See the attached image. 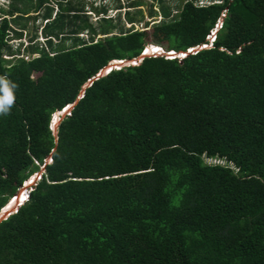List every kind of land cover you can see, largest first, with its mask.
<instances>
[{
	"label": "trees",
	"instance_id": "1",
	"mask_svg": "<svg viewBox=\"0 0 264 264\" xmlns=\"http://www.w3.org/2000/svg\"><path fill=\"white\" fill-rule=\"evenodd\" d=\"M19 1L0 7V75L19 85L0 116V209L44 171L0 220V264H264V0H158L142 29L119 13L94 27L75 0L52 18L49 0ZM43 6L44 46L7 60L12 14ZM149 43L210 45L98 76Z\"/></svg>",
	"mask_w": 264,
	"mask_h": 264
},
{
	"label": "rangeland",
	"instance_id": "2",
	"mask_svg": "<svg viewBox=\"0 0 264 264\" xmlns=\"http://www.w3.org/2000/svg\"><path fill=\"white\" fill-rule=\"evenodd\" d=\"M35 0H33L34 2ZM78 1V3L76 5H80L83 4L84 7V11L86 16H89V22L94 26V27H98V22L101 20L102 15L105 16H111L113 17L114 20H117V13H119L121 20L117 21L120 24L124 25L125 28H129V26H133L134 28H144V23L145 22H149L148 26L153 22V21H158L160 20V13L157 12L156 15H151L148 11H149V6L150 4H153V9H155L156 11H158L159 7H158V0H143V4L139 5V6H132V7H125V5H127L126 1H130V0H119V2H121L123 7H120V9L115 8V5L117 4V0H75ZM25 3H29V0H25ZM48 3L50 5L54 6L53 12L51 14V18L55 15V11L56 9V4L54 0H49ZM92 3V4H91ZM165 3L168 4L170 7H173V5L175 4L174 0H165ZM24 4V3H23ZM22 1L19 0H0V7H2L3 10L2 13H7L6 11L12 7V5H17L19 7L23 6ZM158 4V5H157ZM27 5V4H24ZM96 6L98 9H100V7H104L107 8V11L104 12V14H101V11H97V9H93L92 6ZM139 9L142 10V14H140V12L138 11ZM27 13H23V14H17V12H14L12 14V18L10 19L11 22V26L13 27V29H16L17 31H20V35L16 34L15 32H11L9 34V42L12 46V52H5L4 57L7 60H16L20 57L23 58H30L33 56H36V53H30L29 51H27V48L29 47V45H37V46H44V42H45V37H44V25L46 24V20L45 16H44V12H45V6H43L42 8H40L39 10L35 9V8H28L27 9ZM129 11V14L131 15L132 19L134 20V22H130L127 21L126 17H125V12ZM1 13V12H0ZM0 14L1 16H3L4 14ZM7 17H9L7 15ZM139 21V22H138ZM107 26V25H106ZM111 28V27H110ZM114 31H112V33H114ZM19 33V32H18ZM90 33L87 29L82 30V32H80V35L84 38H88L90 37ZM92 36L94 37V39H97L99 37H102L103 35L100 34H92ZM38 47V48H40ZM111 69V68H110ZM60 114H53V119L54 118H58ZM205 161H212L211 159L208 158H204ZM50 160V158L48 159V161ZM221 163H226L225 161H220ZM44 165L41 166V170L40 171H36L34 174L35 175V182L40 178V174H42V172L44 171ZM31 177V176H30ZM35 182L33 184H35ZM26 188V187H24Z\"/></svg>",
	"mask_w": 264,
	"mask_h": 264
},
{
	"label": "clouds",
	"instance_id": "3",
	"mask_svg": "<svg viewBox=\"0 0 264 264\" xmlns=\"http://www.w3.org/2000/svg\"><path fill=\"white\" fill-rule=\"evenodd\" d=\"M18 89V83L14 82L8 76L0 75V116L10 115L11 109L15 106L16 92L18 91ZM60 111H55L53 114H59ZM59 120L60 116L54 119L51 118L50 127L55 129ZM34 176L35 175H31V178H33ZM25 182H28V179L25 180Z\"/></svg>",
	"mask_w": 264,
	"mask_h": 264
},
{
	"label": "water",
	"instance_id": "4",
	"mask_svg": "<svg viewBox=\"0 0 264 264\" xmlns=\"http://www.w3.org/2000/svg\"><path fill=\"white\" fill-rule=\"evenodd\" d=\"M145 55L147 54H140L135 58L129 59V60H116L113 59L112 61H110L104 68L101 69V71L98 73L99 75H102L104 73H106L107 71L110 70V68H115L116 66H122V65H128L131 63H136L139 62ZM90 83V82H89ZM73 106V104H68L62 111L59 112V116L61 118V116H63L67 111H69V109ZM35 182V176L33 178H31L30 181H28L27 183H24L19 190L17 191V193L15 194L14 198H17V201L14 200V198L12 199L13 202L8 206V208H6L5 206H7L8 204H6L4 207H2L0 209V220L6 218L10 213L14 212L19 206L20 204L23 202L21 201L20 203V196L21 193L20 192L24 187L28 188L30 185H32Z\"/></svg>",
	"mask_w": 264,
	"mask_h": 264
},
{
	"label": "bare ground",
	"instance_id": "5",
	"mask_svg": "<svg viewBox=\"0 0 264 264\" xmlns=\"http://www.w3.org/2000/svg\"><path fill=\"white\" fill-rule=\"evenodd\" d=\"M220 26V23H218L217 25H216V27L215 28H213L212 30H211V32H210V34L208 35V38H209V40H210V42L211 41H213V39H214V37H215V32H216V30H217V28ZM210 45V43L209 44H206V45H201V46H196V47H193V48H189L186 52L185 51H180V52H176V51H165L161 46H158V45H155V44H152V43H149V44H147L146 45V47L144 48V50L142 51V53L143 54H147V55H153V54H162V55H165V57H167V58H172V57H174V56H183V55H185L186 53H189L190 51H195V50H197V49H199V48H202V47H206V46H209ZM141 53V54H142ZM117 60V59H116ZM121 60H123V59H121ZM123 66V65H122ZM120 66H116L115 68H119ZM31 180V177L28 179V181H30ZM25 183H27V182H25ZM24 190V191H23ZM23 191V192H22ZM20 192H22L21 193V196H20V198H19V200H20V203H21V201H26L27 200V198H28V188H23ZM14 198V197H13ZM13 198H11L6 204H8L7 206H5L6 208H8V206L13 202ZM14 200L15 201H17V198H14ZM22 202V203H23ZM21 203V204H22ZM20 204V205H21ZM3 206V207H4Z\"/></svg>",
	"mask_w": 264,
	"mask_h": 264
}]
</instances>
